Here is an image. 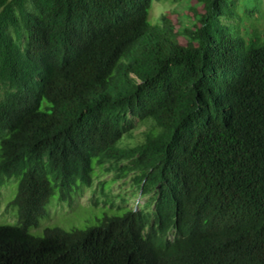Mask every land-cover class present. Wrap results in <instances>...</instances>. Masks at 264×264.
I'll return each mask as SVG.
<instances>
[{
    "label": "trees",
    "instance_id": "16d2710c",
    "mask_svg": "<svg viewBox=\"0 0 264 264\" xmlns=\"http://www.w3.org/2000/svg\"><path fill=\"white\" fill-rule=\"evenodd\" d=\"M177 1L151 24L152 0H0V264H264V41L238 0ZM94 157L145 202L29 234Z\"/></svg>",
    "mask_w": 264,
    "mask_h": 264
},
{
    "label": "rangeland",
    "instance_id": "374dc122",
    "mask_svg": "<svg viewBox=\"0 0 264 264\" xmlns=\"http://www.w3.org/2000/svg\"><path fill=\"white\" fill-rule=\"evenodd\" d=\"M170 9L182 8L177 0H152L148 10V21L157 24V17L162 13H167ZM238 14V15H237ZM235 19L237 30L241 32H256L259 40L264 41V0H238L235 9ZM231 22V21H230ZM233 25V24H232ZM47 105L43 100L41 107ZM134 128L129 135L123 136L117 145H131L139 142L140 134L144 125L140 121H134ZM124 139V140H123ZM109 164L105 163L106 168ZM98 158L92 159V183L88 187L73 194L72 201H60L59 189L56 188L50 195L48 202L44 206V213L37 219V224L30 227L29 232L35 236L42 235L44 229L50 227H60L65 230L73 228H84L96 223L104 212L111 213L116 209L114 203L119 205L116 214H120L127 207L138 209L146 200V196L134 193L131 186V176L128 175L120 180H114V171L102 172ZM48 179L54 183L52 175L48 174ZM18 179L15 177L4 178L0 193V224H17V208L11 202L17 190ZM102 182H104L102 184ZM110 204V205H109Z\"/></svg>",
    "mask_w": 264,
    "mask_h": 264
},
{
    "label": "clouds",
    "instance_id": "9594fccd",
    "mask_svg": "<svg viewBox=\"0 0 264 264\" xmlns=\"http://www.w3.org/2000/svg\"><path fill=\"white\" fill-rule=\"evenodd\" d=\"M43 100H45L46 102H47V99H45L44 97L43 98H41L40 99V102H39V110H43L47 105H48V103H47V105L46 106H44L43 108L41 107V105H42V102H43ZM131 132V131H130ZM130 132H126V133H123V135L121 136V138L124 136L125 137V135H129L130 134ZM1 139H2V135H0V141H1ZM124 140V139H123ZM120 141V140H119ZM141 141V140H140ZM139 141V142H140ZM139 142H137V143H134V144H131V145H125V144H123L122 146H120V147H123V146H128V147H132V146H134L135 144H138ZM1 143V142H0ZM118 146V145H117ZM100 164V163H99ZM101 167L102 168H100V167H98L99 169H101V171L102 172H107L106 170H105V167H104V164H102L101 163ZM108 172H110V171H108ZM92 174V173H91ZM113 178V177H112ZM92 181H93V179H92ZM17 184H18V182H17ZM90 186V185H89ZM75 188L73 189V191L71 192V194H70V197L68 198V199H66V200H64V201H72V197H73V194L74 193H76V192H78L79 190H81V188L82 187H88V186H85V185H83V186H79V187H77V186H74ZM1 189V188H0ZM54 192V191H53ZM0 193H1V190H0ZM16 195V194H15ZM139 195V194H138ZM60 196V195H59ZM137 196V195H136ZM14 198H15V196H14ZM59 200H60V197H59ZM14 201V199L12 200V202ZM60 201H63V200H60ZM11 202V203H12ZM13 204V203H12ZM115 204V206H116V209L115 210H112L111 211V213H108V212H104L103 214H107V215H115L116 213H117V209L118 208H120V205L122 204V202L120 201V203H119V205H117L116 203H114ZM14 206H16L15 204H13ZM46 205V204H45ZM44 205V206H45ZM110 205V204H109ZM16 208H17V206H16ZM128 208H131V209H135V208H132V207H128ZM18 210V209H17ZM136 210V209H135ZM43 213H44V209H43ZM43 213L41 214V215H43ZM103 214L100 216V217H102L103 216ZM41 215H38L37 216V219H38V217H40ZM99 217V218H100ZM98 219V218H97ZM96 219V220H97ZM36 224H37V220H36ZM35 224V225H36ZM8 225H15V224H8ZM35 225H31L30 227H33V226H35ZM88 226H91V225H88ZM30 227H29V229H30ZM87 227V226H86ZM86 227H84V228H86ZM50 228H60V227H50ZM84 228H73V229H84ZM29 229H28V233L29 234H31L30 232H29ZM46 229H49V228H46ZM62 229V228H61ZM63 230H65V229H63ZM70 230H72V229H70ZM67 231H69V230H67ZM44 232H45V229H44V231H43V233H42V235H40V236H35V235H33V234H31V235H33V236H35V237H41V236H43L44 235Z\"/></svg>",
    "mask_w": 264,
    "mask_h": 264
}]
</instances>
